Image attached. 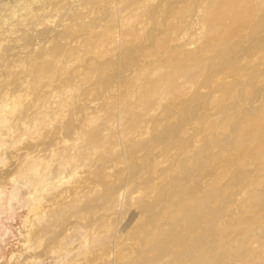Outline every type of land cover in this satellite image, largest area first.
<instances>
[{
	"label": "rangeland",
	"instance_id": "rangeland-1",
	"mask_svg": "<svg viewBox=\"0 0 264 264\" xmlns=\"http://www.w3.org/2000/svg\"><path fill=\"white\" fill-rule=\"evenodd\" d=\"M124 1L127 4L126 0H82L83 6H92L82 9L63 8L65 0H46L43 7L32 10L10 11L0 5V264L103 263L101 248L112 232L128 223L144 191L130 182L104 202L102 181L122 183L126 172L115 171L123 170L129 156L135 162L145 156L140 145L152 138L156 127L176 120L166 117L165 111L179 95L186 92L188 97L202 78L199 60L210 58L211 52L184 57L177 64L181 57L177 51L183 53V48H176V56L170 49L186 33L185 40L189 37L190 25L178 20L185 5H179L165 23L158 18L150 40L152 21L135 4L124 7ZM158 2L148 0L150 6ZM165 8L166 3L163 12ZM191 42L189 51L199 46ZM125 45L145 47L141 66L100 87L98 79L110 77L113 71L100 72L97 64L115 58ZM181 63H185L182 68ZM257 119L263 127V113L251 119L249 127ZM217 122L219 116L208 115L203 121L191 119L187 127L198 130ZM256 132L247 133L245 128L232 132L233 139L239 135L252 139L249 145L243 141L246 148L233 165L264 160L263 145L259 156L253 154L248 163L250 152L264 139V130L260 139ZM187 133L177 132L171 149L161 144L152 147L153 175L172 165L173 158L181 159L182 151L207 154L215 162L238 154L220 134L215 137L217 146L210 149L213 155L200 141L211 138V133L180 144ZM189 143L191 150L186 151ZM222 148L227 153L221 156ZM193 163V158L187 160V165ZM147 175L141 171L137 180ZM251 264H264V257Z\"/></svg>",
	"mask_w": 264,
	"mask_h": 264
},
{
	"label": "bare ground",
	"instance_id": "bare-ground-1",
	"mask_svg": "<svg viewBox=\"0 0 264 264\" xmlns=\"http://www.w3.org/2000/svg\"><path fill=\"white\" fill-rule=\"evenodd\" d=\"M81 1L65 0L63 8H92L91 4L83 6ZM45 2L0 0V5L11 11L13 8L43 7ZM126 2L135 4L136 9H143L144 16L152 21L153 28L147 36L150 40L154 38L157 19L161 18L165 23L179 5H185L178 13L181 16L178 20L190 25V34L188 39L185 40L186 33L172 43L170 49L174 51L179 46L183 48V53L176 50L181 55L176 63L184 57L193 59L199 52H211L212 56L200 58L202 78L194 88L191 86V94L188 97H185L186 92L179 95L177 102L165 111L166 117L176 120L156 127L152 138L140 145L146 150L145 156L137 162L129 156V163L123 170L115 171L126 172L121 177L122 183L115 185L102 181L100 197L104 202L111 199L119 187L127 188L130 182L144 191V199H140L138 209L131 213L128 223L112 232L108 244L101 248V264H223L226 260L233 264H251L256 258L264 257V160L257 161L256 165H233L238 164L239 153L246 148L243 141L249 145L252 139L243 135L233 139L232 132L242 128L247 133L257 130L255 134L260 139V131L264 130L258 119V123L248 125L258 113L264 114V0H159L153 6L148 0L139 5L136 3L140 0ZM123 3L124 7L128 6L125 1ZM198 25L200 27H196ZM66 32L62 35H67ZM208 34L211 36L206 37ZM191 40L199 42V46L189 51ZM150 45H153L152 41ZM144 50L145 47L125 45L115 58L99 62L97 69L100 72L111 68L113 74L108 78L100 77L98 85L105 88L112 78L141 66L140 54ZM195 62L198 64V60ZM184 65L181 63L179 67ZM208 115L219 116V122L198 130L187 127L191 119L203 121ZM225 117H228L227 123L222 124ZM183 129L188 133L180 144L186 145L197 135L211 133V138L200 140L210 150L213 145L217 146L215 137L220 134L223 142L236 149L238 154L215 162L207 154L182 151L178 154L181 159L173 158L172 165L157 169L153 175L152 147L161 144L166 149L173 148L176 133ZM260 140H263L262 145H255L248 163L253 154L259 156L263 149L264 139ZM191 146V143L187 144L185 150L190 151ZM226 153L227 149L222 148L219 155ZM210 154L213 155L211 150ZM161 156L168 161L165 153ZM189 158L194 159L193 165H187ZM141 171L148 175L138 181Z\"/></svg>",
	"mask_w": 264,
	"mask_h": 264
}]
</instances>
